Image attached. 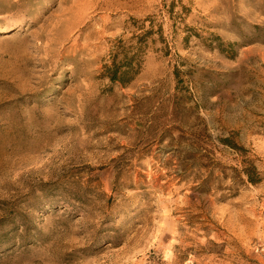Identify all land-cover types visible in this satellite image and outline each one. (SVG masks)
<instances>
[{
    "label": "rangeland",
    "instance_id": "rangeland-1",
    "mask_svg": "<svg viewBox=\"0 0 264 264\" xmlns=\"http://www.w3.org/2000/svg\"><path fill=\"white\" fill-rule=\"evenodd\" d=\"M260 240L264 0H0V264H262Z\"/></svg>",
    "mask_w": 264,
    "mask_h": 264
},
{
    "label": "trees",
    "instance_id": "trees-1",
    "mask_svg": "<svg viewBox=\"0 0 264 264\" xmlns=\"http://www.w3.org/2000/svg\"><path fill=\"white\" fill-rule=\"evenodd\" d=\"M153 31H148L143 36H138V42L134 39H119L113 46L109 63L103 68V75L112 83L121 86H128L140 74L143 65V52L145 40ZM233 149H239L234 142L226 140ZM248 180L252 184L261 182L257 168L253 165L245 168Z\"/></svg>",
    "mask_w": 264,
    "mask_h": 264
},
{
    "label": "built area",
    "instance_id": "built-area-1",
    "mask_svg": "<svg viewBox=\"0 0 264 264\" xmlns=\"http://www.w3.org/2000/svg\"><path fill=\"white\" fill-rule=\"evenodd\" d=\"M252 251L260 258L262 264H264V241L260 240L254 243Z\"/></svg>",
    "mask_w": 264,
    "mask_h": 264
}]
</instances>
